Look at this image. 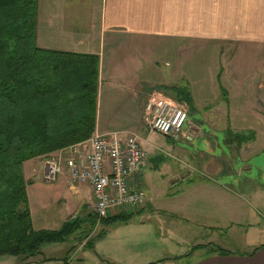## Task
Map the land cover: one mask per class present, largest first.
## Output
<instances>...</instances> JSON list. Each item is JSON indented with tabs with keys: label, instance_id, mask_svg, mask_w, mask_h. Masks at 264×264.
Segmentation results:
<instances>
[{
	"label": "crops",
	"instance_id": "obj_1",
	"mask_svg": "<svg viewBox=\"0 0 264 264\" xmlns=\"http://www.w3.org/2000/svg\"><path fill=\"white\" fill-rule=\"evenodd\" d=\"M36 41L40 49L98 58L93 134L136 133L150 154L155 180L145 179V166L144 208L124 224L95 226L88 186L72 185L63 169L42 191L45 158L25 162L33 230L57 231L76 220L82 230L89 225L91 230L79 239L78 229L63 243L43 245L33 257L17 256L14 264H175L181 258L185 264H264V247L219 255L195 245L188 255L158 260L168 239L182 242L176 232L213 229L222 219L231 226L248 217L244 197L264 207V177L259 173L258 184L238 191L192 176L190 164L172 166L163 175L162 156L149 150L142 132L144 107L157 95L182 106L188 119L197 117L180 140H217L215 130L229 133L233 154L243 162L264 148V0H38ZM243 137L249 141H240ZM178 151L185 158L186 152ZM203 155L211 158L204 160L205 169L220 172L219 156ZM244 169L253 171L247 164ZM32 188L38 190L33 199ZM199 249L204 254L197 256Z\"/></svg>",
	"mask_w": 264,
	"mask_h": 264
},
{
	"label": "trees",
	"instance_id": "obj_2",
	"mask_svg": "<svg viewBox=\"0 0 264 264\" xmlns=\"http://www.w3.org/2000/svg\"><path fill=\"white\" fill-rule=\"evenodd\" d=\"M37 10L38 0H0V257H33L43 245L63 243L80 229L76 220L57 231L33 230L23 164L91 137L99 62L40 49ZM132 216L118 214L102 223L124 224Z\"/></svg>",
	"mask_w": 264,
	"mask_h": 264
},
{
	"label": "built area",
	"instance_id": "obj_3",
	"mask_svg": "<svg viewBox=\"0 0 264 264\" xmlns=\"http://www.w3.org/2000/svg\"><path fill=\"white\" fill-rule=\"evenodd\" d=\"M188 120L187 111L176 102L150 97L142 124L172 142L181 138ZM146 153L133 132L94 133L82 143L46 158L43 182L54 184L63 169L72 185L90 188L94 203L95 226L118 215H134L145 206V193L140 188Z\"/></svg>",
	"mask_w": 264,
	"mask_h": 264
},
{
	"label": "rangeland",
	"instance_id": "obj_4",
	"mask_svg": "<svg viewBox=\"0 0 264 264\" xmlns=\"http://www.w3.org/2000/svg\"><path fill=\"white\" fill-rule=\"evenodd\" d=\"M194 118L197 117H190L187 120V123L192 124V119ZM185 130H188L187 126ZM203 131L210 132V129L206 127ZM215 131L218 133L217 140L212 136H208L205 138L199 137L196 140L193 139L192 141L179 139L178 142H172L156 133H149L145 129H143L142 132L143 135L146 136L150 145L149 150H152L153 154L162 156V166L160 168L163 175L167 173V169H172V166L182 168V165L190 164L194 168V171H191L192 176L198 178L207 177L224 185H228L229 183V185H233L238 191L251 186L252 183L258 184L260 181L259 173L262 174V178L264 177V148H261L257 155H254L246 162H243V160L233 154L235 153V144L233 143V145L230 146L231 137L229 136V133L224 134L220 133L219 130ZM225 139L227 140L226 142ZM232 141L235 142L234 139H232ZM262 145L263 144L261 143V146ZM218 146L219 151L217 152L216 147L218 149ZM258 146L260 147V144H258ZM154 147L156 148V151H154ZM178 150H184L186 152L184 153L185 158H183V156L178 153ZM161 151L171 154L172 158L162 154ZM56 153L50 155L49 157H54ZM204 153L212 156H219L215 160L216 162H219L220 172L212 174L205 169L204 160L210 157L204 156ZM149 159L150 154L148 153V156H146V169H144V174L145 179H147L149 182H152L155 180V169L151 167ZM235 159L238 160V163L235 162ZM244 164H247L249 168L252 166L253 171L245 170ZM41 184L43 187L42 191L45 190V186L49 187L54 185L47 184L45 182ZM37 192L38 190L32 188L30 196L32 197V194L36 196ZM35 196H33L32 199L35 198ZM244 198L247 201L245 202L244 206L245 212L246 208H248L247 210L250 214L248 217L243 215L238 220H236L237 223L233 222L234 224L231 226L227 220L222 219L220 223L217 222L218 224L215 226L216 228L213 229L207 227L205 231L200 232L195 228H192L187 235H180L176 232L175 235L179 237L182 242L176 244L174 242H170L168 239L166 247H162L157 251V257H159L158 260L176 257L178 258L188 255L191 251V248L195 245H207V248L209 247L215 250L221 249L225 252L236 254H243L249 252L251 249L264 247L263 204L260 200L252 202L246 197ZM135 215L137 214H134V216ZM81 226L80 232L78 234L79 239H81L91 230L90 225L88 229L85 228L84 230H82L83 228ZM102 226L98 227V231L101 230ZM162 238L161 242H163ZM203 254L204 251L202 249L197 251V256ZM0 261V264H14L18 262L19 259L13 256H3L0 258ZM187 261L188 260L186 258H181L179 261H176L175 264H185Z\"/></svg>",
	"mask_w": 264,
	"mask_h": 264
}]
</instances>
